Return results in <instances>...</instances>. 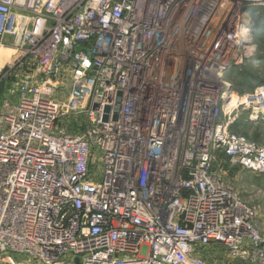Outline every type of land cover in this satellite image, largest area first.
<instances>
[{
	"label": "built area",
	"instance_id": "obj_1",
	"mask_svg": "<svg viewBox=\"0 0 264 264\" xmlns=\"http://www.w3.org/2000/svg\"><path fill=\"white\" fill-rule=\"evenodd\" d=\"M260 21L264 0H0V264H264L227 177L264 174L237 123L264 84L230 77Z\"/></svg>",
	"mask_w": 264,
	"mask_h": 264
},
{
	"label": "rangeland",
	"instance_id": "obj_2",
	"mask_svg": "<svg viewBox=\"0 0 264 264\" xmlns=\"http://www.w3.org/2000/svg\"><path fill=\"white\" fill-rule=\"evenodd\" d=\"M262 21H260L259 25ZM258 25V26H259ZM257 32V31H256ZM264 38L261 40V45L258 47V55H264ZM263 43V44H262ZM6 51V50H5ZM10 54H13L11 52ZM13 55H10L8 59L1 63L2 66L4 63L8 61H12ZM248 71L250 75H252L251 84L256 87L259 84V80H255L257 78L264 79V59L261 60L259 57L255 64L246 63V66L241 68V70H235L230 75L232 81H234L235 86H237V79L241 75L243 71ZM21 74V73H20ZM245 74L241 75L243 77ZM21 76H24V74ZM26 76V74H25ZM254 87V88H255ZM238 90H252L251 85L247 84L246 86L241 85L240 88L236 87ZM237 90V91H238ZM2 89H0V97H1ZM238 125L241 127L240 129L242 132H246L248 137L257 142L264 144V120H260L258 122H250L246 120V117L240 118L238 120ZM227 177L233 182L234 186L238 189V191L242 194L243 199L247 201L249 204L253 205L255 208L258 209V218L256 221L257 228L259 229L260 233L264 236V174L257 175L252 173L248 170H234L229 169ZM205 258L211 264H238L237 260L229 259L223 253V250H219L218 252H208L205 254ZM19 261L24 262L25 264H37L35 262H28L26 259H22ZM39 264V263H38Z\"/></svg>",
	"mask_w": 264,
	"mask_h": 264
},
{
	"label": "trees",
	"instance_id": "obj_3",
	"mask_svg": "<svg viewBox=\"0 0 264 264\" xmlns=\"http://www.w3.org/2000/svg\"><path fill=\"white\" fill-rule=\"evenodd\" d=\"M264 38V24H262V25H260L259 27H258V30H257V34H256V42H257V44L260 46L261 45V40ZM264 42V41H263ZM263 44V43H262ZM259 57V59H261V60H263L264 59V55H260V56H258ZM248 71H243L242 73H241V75H243V74H245L243 77H241V75L238 77V79L236 80L237 81V86L236 87H238V88H240L241 87V85H243V86H246L247 84H249V85H251L252 86V88H254L255 86H253L251 83V79L252 78H254V77H252V75H250L249 73H247ZM255 80H259L258 82H259V84H264V79H262V78H257V79H255ZM257 86V85H256ZM238 90V89H237ZM240 93H242L243 91H245V90H242V89H240V90H238ZM244 134H246V132H243ZM247 135V134H246ZM248 136V135H247ZM255 141L257 142V139H255ZM257 143H259V142H257Z\"/></svg>",
	"mask_w": 264,
	"mask_h": 264
},
{
	"label": "bare ground",
	"instance_id": "obj_4",
	"mask_svg": "<svg viewBox=\"0 0 264 264\" xmlns=\"http://www.w3.org/2000/svg\"><path fill=\"white\" fill-rule=\"evenodd\" d=\"M10 53H11V51H9V49L6 51L3 49H0V65L2 62H4L6 59H8V57H10Z\"/></svg>",
	"mask_w": 264,
	"mask_h": 264
}]
</instances>
